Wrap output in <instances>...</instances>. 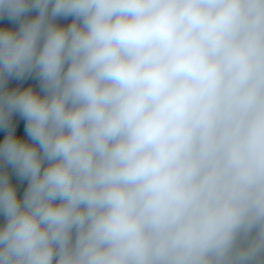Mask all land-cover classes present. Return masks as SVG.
Wrapping results in <instances>:
<instances>
[{"label": "clouds", "instance_id": "obj_1", "mask_svg": "<svg viewBox=\"0 0 264 264\" xmlns=\"http://www.w3.org/2000/svg\"><path fill=\"white\" fill-rule=\"evenodd\" d=\"M0 21V264H264V0Z\"/></svg>", "mask_w": 264, "mask_h": 264}, {"label": "trees", "instance_id": "obj_2", "mask_svg": "<svg viewBox=\"0 0 264 264\" xmlns=\"http://www.w3.org/2000/svg\"><path fill=\"white\" fill-rule=\"evenodd\" d=\"M34 14L35 13H33V15ZM59 22L66 24V23H69L70 22V19L69 20H61ZM0 23H7V21H0ZM17 85H18V82H16V81H11L10 82V86H17ZM18 86H20V87L32 86L34 89L38 90V82L35 79H29V80L23 82L22 84H19ZM20 131L22 133V127H21ZM2 222H3V218L0 217V223H2Z\"/></svg>", "mask_w": 264, "mask_h": 264}, {"label": "rangeland", "instance_id": "obj_3", "mask_svg": "<svg viewBox=\"0 0 264 264\" xmlns=\"http://www.w3.org/2000/svg\"><path fill=\"white\" fill-rule=\"evenodd\" d=\"M13 182L17 184L18 188H19V194L22 196L23 194V188L26 187V182H24L23 185L20 184V182L16 179L15 176L12 177Z\"/></svg>", "mask_w": 264, "mask_h": 264}]
</instances>
